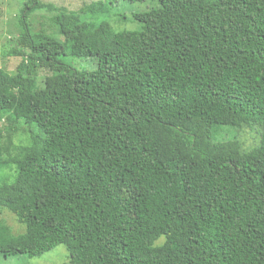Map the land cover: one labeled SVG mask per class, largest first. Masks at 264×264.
I'll list each match as a JSON object with an SVG mask.
<instances>
[{"label":"trees","instance_id":"1","mask_svg":"<svg viewBox=\"0 0 264 264\" xmlns=\"http://www.w3.org/2000/svg\"><path fill=\"white\" fill-rule=\"evenodd\" d=\"M114 1L21 6V61L0 63V209L25 229L0 221V254L264 264V0H150L137 29L94 21ZM249 126L250 149L225 129Z\"/></svg>","mask_w":264,"mask_h":264},{"label":"rangeland","instance_id":"2","mask_svg":"<svg viewBox=\"0 0 264 264\" xmlns=\"http://www.w3.org/2000/svg\"><path fill=\"white\" fill-rule=\"evenodd\" d=\"M26 0H0V63L2 67L9 73L15 71L17 65L21 61V56L12 53L13 50L20 49L17 43L19 35L18 16L20 14L21 6ZM45 3H53L57 6H65L70 10H79L83 5L95 0H41ZM110 11L108 14L98 15L100 19L94 21L104 20L111 23L115 29H137L139 23L133 19V14L140 11H145L151 6H155L156 2L150 0L143 2H132L130 0H115L110 3ZM48 13L47 10H37L30 16V22L33 30L42 28L43 17ZM85 14V13H84ZM83 14V17H84ZM94 16L87 13L85 17ZM97 16V17H98ZM124 17V18H122ZM125 17H127L125 19ZM73 64L78 68H86L93 70L97 67V62L93 57L75 58ZM37 82L42 83L44 78L49 75L46 68H39L37 72ZM230 128V138L236 139L242 149H250L259 142V128L257 126L249 127H225ZM228 136V132H225ZM3 174V173H2ZM0 177L1 176L0 174ZM11 179V178H9ZM0 209V221L8 225L12 233L18 234L24 231L25 225L17 221L15 215L5 207ZM161 241V239H160ZM0 264H70L68 260L67 249L63 244H59L40 255L28 257L25 254L2 256L0 254Z\"/></svg>","mask_w":264,"mask_h":264}]
</instances>
